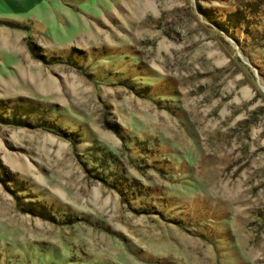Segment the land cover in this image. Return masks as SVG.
I'll return each mask as SVG.
<instances>
[{
    "label": "rangeland",
    "instance_id": "rangeland-1",
    "mask_svg": "<svg viewBox=\"0 0 264 264\" xmlns=\"http://www.w3.org/2000/svg\"><path fill=\"white\" fill-rule=\"evenodd\" d=\"M17 103L0 264H264V0H0Z\"/></svg>",
    "mask_w": 264,
    "mask_h": 264
},
{
    "label": "trees",
    "instance_id": "trees-1",
    "mask_svg": "<svg viewBox=\"0 0 264 264\" xmlns=\"http://www.w3.org/2000/svg\"><path fill=\"white\" fill-rule=\"evenodd\" d=\"M237 13L238 12L230 13V15H228V17H227L228 20H230L231 18H233L231 20H235L234 24H232V26H234L235 24H237V25L242 24L240 22V19L238 18L239 15H237ZM224 26L226 27V25H224ZM224 26H222V27H224ZM18 27H20V26H18ZM222 29H224V28H222ZM243 29H247V28H243ZM230 33H232V31H230ZM24 40L27 41V44L29 43V41L27 40L26 37ZM74 68L78 72L86 75L87 77H91L93 75L91 73L82 72V70L79 66H74ZM14 107L18 111V116L16 117L13 112H10L9 115L7 114L5 116H2V114H0V123L11 124L14 126L31 125L32 127H38V128L44 129L46 131H49V132L54 133V134L59 135V136H65L68 140H70L71 143H73L74 138L72 137V134H70V132H68V133L64 132V130L60 126H58L57 124L53 123V121H48L47 119L41 118L40 116H39L38 120H35L32 124L25 121L28 114H31L35 111L36 112L39 111V110H37V105L33 106V105H24L21 103H17V104H15ZM18 187H19V191L23 190V189H20L21 186H18ZM20 206H21L20 211L27 213V214H30L32 216H36V217H39L41 219H47V220L55 219L51 215L50 211L42 203H40L37 199L27 200L24 202L20 201Z\"/></svg>",
    "mask_w": 264,
    "mask_h": 264
}]
</instances>
